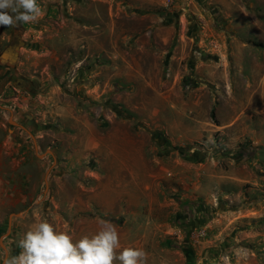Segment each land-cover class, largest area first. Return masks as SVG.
I'll return each mask as SVG.
<instances>
[{
	"label": "rangeland",
	"instance_id": "obj_1",
	"mask_svg": "<svg viewBox=\"0 0 264 264\" xmlns=\"http://www.w3.org/2000/svg\"><path fill=\"white\" fill-rule=\"evenodd\" d=\"M37 3L0 26V264L42 220L110 221L146 264H264V0Z\"/></svg>",
	"mask_w": 264,
	"mask_h": 264
},
{
	"label": "clouds",
	"instance_id": "obj_2",
	"mask_svg": "<svg viewBox=\"0 0 264 264\" xmlns=\"http://www.w3.org/2000/svg\"><path fill=\"white\" fill-rule=\"evenodd\" d=\"M42 9L37 0H0V26L12 27L37 21ZM18 255L7 256L3 264H146L147 254L134 247L121 248L117 227L101 220L95 234L77 240L58 231L47 220L31 225L18 244Z\"/></svg>",
	"mask_w": 264,
	"mask_h": 264
},
{
	"label": "water",
	"instance_id": "obj_3",
	"mask_svg": "<svg viewBox=\"0 0 264 264\" xmlns=\"http://www.w3.org/2000/svg\"><path fill=\"white\" fill-rule=\"evenodd\" d=\"M19 44L17 45H13L11 47H9L2 55L1 57L7 61H10L11 63V66H13V62L15 61V57H16V54H15V51L19 48L18 47Z\"/></svg>",
	"mask_w": 264,
	"mask_h": 264
}]
</instances>
